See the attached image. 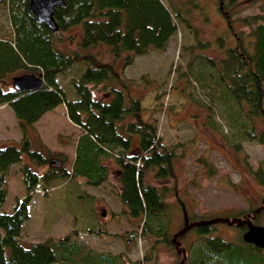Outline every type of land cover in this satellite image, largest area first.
Returning <instances> with one entry per match:
<instances>
[{"label": "trees", "instance_id": "obj_1", "mask_svg": "<svg viewBox=\"0 0 264 264\" xmlns=\"http://www.w3.org/2000/svg\"><path fill=\"white\" fill-rule=\"evenodd\" d=\"M246 1L256 8L254 13H240L246 8ZM180 2L181 5L170 0H64V6L53 11L57 31H51L28 11L27 0H0L11 30L10 38L0 36V105L5 104L11 110L21 133L19 148L14 144L0 146V264L60 261L51 245L66 240L76 246L70 239L78 231L53 244L43 241L25 245L19 239L21 224L28 219L31 193L36 189L46 193L52 188L48 186L51 183L77 177L83 178L87 185L99 186L107 180L112 167L119 185L117 200L122 205V213L141 221V235H150L155 242L173 246L165 225L158 222L167 208L162 197L165 188L159 191L144 178L148 172L157 179L173 176L174 152L157 135L156 121L142 117L139 98L128 93L115 66L119 62L121 67L126 66L134 56L150 50L163 51L179 28L190 40L179 45V56L187 55V62L186 70L179 71L178 76L189 82L187 78L192 75L201 86L218 91L217 97L223 104L233 102L248 122L259 119L264 123V0H215L225 27L222 34L216 32L208 40L200 38L198 29L189 22V17L196 12L206 16L198 0ZM73 28L79 32L77 49L69 52L57 49L54 42L61 41L57 33ZM97 46L107 48L111 62L93 61L89 50ZM212 46L222 51L217 60L197 52ZM77 63L82 67L68 78L75 96L69 99L57 77L68 76L70 68ZM194 64L201 68L195 73ZM24 73L41 78L43 86L28 91L12 89V78ZM90 86L100 89V95L93 96ZM58 105H64L67 119L80 131L70 170L55 164L51 159L56 158L48 150L30 149L28 127ZM261 132L263 137L255 136L249 125L239 127L237 136L262 143L264 132ZM22 153L34 167H46L50 161L53 165L37 174L28 163H22ZM14 164H20L24 196L16 198L6 213L2 209L7 191L4 177ZM261 208L260 211L264 210ZM245 212L235 215L242 216ZM260 213L252 218L255 225L264 217V213L258 216ZM214 226L212 229V224L206 221L192 226L201 243L193 256L196 264H220L219 254L233 244L210 235L215 232ZM240 245V255L227 259L224 264H264L263 246L243 241ZM76 251H83V247ZM85 259L89 260L87 264H135L128 263L119 254Z\"/></svg>", "mask_w": 264, "mask_h": 264}, {"label": "rangeland", "instance_id": "obj_2", "mask_svg": "<svg viewBox=\"0 0 264 264\" xmlns=\"http://www.w3.org/2000/svg\"><path fill=\"white\" fill-rule=\"evenodd\" d=\"M170 1L181 5L180 0ZM198 5L205 10L206 16L201 17L198 11L189 17V22L198 29L199 37L208 40L216 32L222 34L225 25L215 0H198ZM244 6L241 14L256 11L247 1ZM7 16L5 8L0 7V36L10 38ZM239 28L246 32L245 27L239 25ZM78 33L75 28L57 33L61 41L54 42L56 48L65 52L76 50ZM189 40L179 28L163 51L150 50L134 56L126 66L121 67L120 62L115 66L128 93L139 98L142 117L156 121L157 135L174 152L173 176L157 179L148 172L144 178L159 191L165 188L162 197L167 208L158 222L165 225L173 246L155 242L150 235H141V221L122 213L113 167L107 180L99 186L87 185L83 178L77 177L51 183L48 186L52 188L46 193L34 190L27 205L28 219L20 227L19 239L23 244L43 241L53 244L65 235L72 236V231H78L70 239L76 246L66 240L51 245L56 257L60 258L53 264H87L89 260L85 257L96 258L107 253L119 254L128 263L135 264H196L197 259L193 256L201 243L192 226L206 221L212 224V229L215 225V232L210 235L233 243L219 254L220 264H224L227 259L240 255L241 241L247 242L245 235L251 227L264 228V217L257 225L252 219L257 212L264 213V210L260 211L264 207V139L259 143L237 136L239 127L250 125L255 136L263 137L264 123L259 119L248 122L233 102L227 103L229 107L223 104L217 97L218 91L201 86L192 75L187 78L189 82L178 76L179 71L186 70L187 62V55L179 56V45L188 44ZM197 52L215 60L222 54L215 46ZM89 53L94 56L93 61L112 60L104 46L93 47ZM194 65L195 73L201 68ZM81 67L77 63L70 68L68 76L57 77L69 99L75 96L68 78L75 76ZM262 86L264 89V82ZM90 89L93 96L101 93L93 86ZM64 115L62 107L58 106L42 118L45 121L42 129L31 125L27 132L30 149L48 150L42 139L45 146L53 150L48 151L58 164L70 170L79 129ZM20 135L11 110L1 105L0 146L14 144L19 148ZM36 138L38 141L40 138L39 143ZM21 155L22 163H28L37 174L53 165L50 161L46 167H34L24 153ZM19 165L10 166L4 177L7 191L2 209L6 213L10 212L16 198L24 196ZM100 209L104 210V216L99 215ZM240 211L246 212L236 216ZM152 225L156 226L155 222ZM90 229L102 232L90 233ZM261 246L264 247V243ZM82 247L83 251H76ZM145 256L147 259L143 261Z\"/></svg>", "mask_w": 264, "mask_h": 264}, {"label": "water", "instance_id": "obj_3", "mask_svg": "<svg viewBox=\"0 0 264 264\" xmlns=\"http://www.w3.org/2000/svg\"><path fill=\"white\" fill-rule=\"evenodd\" d=\"M28 11L35 16L37 22L43 24L51 31H57V25L53 19V11L56 7H63L64 0H27ZM43 86V81L31 73H24L14 76L11 80V87L17 91H28ZM57 164V160H53ZM99 215L104 216V210H99ZM245 239L253 244L263 245L264 228L251 227L246 233ZM128 242V241H127Z\"/></svg>", "mask_w": 264, "mask_h": 264}, {"label": "crops", "instance_id": "obj_4", "mask_svg": "<svg viewBox=\"0 0 264 264\" xmlns=\"http://www.w3.org/2000/svg\"><path fill=\"white\" fill-rule=\"evenodd\" d=\"M4 105V104H3ZM1 106V105H0ZM58 106H61L62 107V109H63V112H64V114H65V108H64V105H58ZM58 106H56L55 108H57ZM54 108V109H55ZM51 111H53V109L52 110H50V111H48L47 113H44L37 121H35V122H33L32 123V125L33 126H36L37 128H40L41 127V129H42V127L44 126V123H45V121H43V117L46 115V114H48V113H50ZM64 116H66V115H64ZM16 121V120H15ZM80 132V131H79ZM21 136V135H20ZM19 139H20V137H19ZM37 139V138H36ZM37 141H38V139H37ZM39 141H40V138H39ZM39 141H38V143H39ZM41 142H43L44 143V147L46 148V149H48V150H50V151H53L51 148H48V146H45L46 145V143L41 139ZM48 145V144H47ZM41 146V145H40ZM73 158H74V156H73ZM73 161V160H72Z\"/></svg>", "mask_w": 264, "mask_h": 264}]
</instances>
